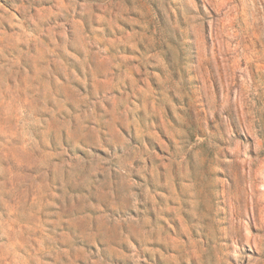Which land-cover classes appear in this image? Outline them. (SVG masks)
I'll list each match as a JSON object with an SVG mask.
<instances>
[{
	"label": "rangeland",
	"instance_id": "rangeland-1",
	"mask_svg": "<svg viewBox=\"0 0 264 264\" xmlns=\"http://www.w3.org/2000/svg\"><path fill=\"white\" fill-rule=\"evenodd\" d=\"M0 264H264V0H0Z\"/></svg>",
	"mask_w": 264,
	"mask_h": 264
}]
</instances>
